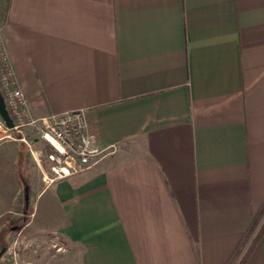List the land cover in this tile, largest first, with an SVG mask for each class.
Listing matches in <instances>:
<instances>
[{
  "label": "crops",
  "instance_id": "obj_1",
  "mask_svg": "<svg viewBox=\"0 0 264 264\" xmlns=\"http://www.w3.org/2000/svg\"><path fill=\"white\" fill-rule=\"evenodd\" d=\"M0 36L33 117L119 146L47 184L45 142L1 138L0 246L32 217L80 264H226L264 204V0H6Z\"/></svg>",
  "mask_w": 264,
  "mask_h": 264
},
{
  "label": "built area",
  "instance_id": "obj_2",
  "mask_svg": "<svg viewBox=\"0 0 264 264\" xmlns=\"http://www.w3.org/2000/svg\"><path fill=\"white\" fill-rule=\"evenodd\" d=\"M0 91L14 122V127L9 129L0 118L3 138L22 141L32 149L33 139L25 134V129L31 128L45 142L51 174L43 173L47 184L91 170L119 149L115 144H104L100 140L85 110L33 117L28 109V101L18 86L1 36ZM13 134L18 136L14 137ZM34 158L37 159L36 156Z\"/></svg>",
  "mask_w": 264,
  "mask_h": 264
},
{
  "label": "rangeland",
  "instance_id": "obj_3",
  "mask_svg": "<svg viewBox=\"0 0 264 264\" xmlns=\"http://www.w3.org/2000/svg\"><path fill=\"white\" fill-rule=\"evenodd\" d=\"M5 5L6 0H1V17L4 15ZM3 136L4 134L1 130L0 139L3 138ZM13 136L15 137V135ZM20 147L21 150H27L24 145ZM32 157L34 158V156ZM38 158H42V156H39ZM46 162L49 167L47 156ZM49 175L51 176L50 173ZM44 182L46 181L44 180ZM28 191L30 195V190L28 189ZM34 191L36 190L34 189ZM25 204L27 207H30L27 211L25 210ZM29 210L31 211L30 213H37L38 203H32L31 205L29 203V198L27 202L26 191L22 189L16 200V204L12 206L11 212L5 216V220L24 211L29 214ZM39 216H41V213H39ZM31 220L32 217L30 219L27 217L20 222H15L14 228L16 231L20 230L22 232L16 234L14 237L16 241L7 240V243L1 244L0 253H2V256L0 257V264H80L79 252L72 251L70 246L60 238L54 237L52 234L34 232L35 226L32 223L33 221L29 222ZM3 221L4 220H0V227ZM27 223H29V225L24 228Z\"/></svg>",
  "mask_w": 264,
  "mask_h": 264
},
{
  "label": "trees",
  "instance_id": "obj_4",
  "mask_svg": "<svg viewBox=\"0 0 264 264\" xmlns=\"http://www.w3.org/2000/svg\"><path fill=\"white\" fill-rule=\"evenodd\" d=\"M264 235V204L252 217V221L242 236L238 246L226 264H246Z\"/></svg>",
  "mask_w": 264,
  "mask_h": 264
},
{
  "label": "water",
  "instance_id": "obj_5",
  "mask_svg": "<svg viewBox=\"0 0 264 264\" xmlns=\"http://www.w3.org/2000/svg\"><path fill=\"white\" fill-rule=\"evenodd\" d=\"M0 117L3 119L5 122L6 126L9 129H12L14 127V122L13 119L8 111L4 96L2 95L0 91ZM29 198V191L28 188H26V201L28 202ZM2 256V253H0V257Z\"/></svg>",
  "mask_w": 264,
  "mask_h": 264
}]
</instances>
